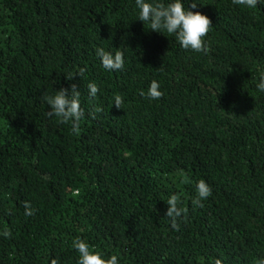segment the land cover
I'll use <instances>...</instances> for the list:
<instances>
[{
  "label": "trees",
  "instance_id": "16d2710c",
  "mask_svg": "<svg viewBox=\"0 0 264 264\" xmlns=\"http://www.w3.org/2000/svg\"><path fill=\"white\" fill-rule=\"evenodd\" d=\"M196 3L207 54L144 27L135 0H0V264H77V237L120 264L264 258V0ZM97 47L123 51L124 68L105 70ZM152 80L158 100L141 95ZM72 84L78 135L44 100Z\"/></svg>",
  "mask_w": 264,
  "mask_h": 264
},
{
  "label": "clouds",
  "instance_id": "9594fccd",
  "mask_svg": "<svg viewBox=\"0 0 264 264\" xmlns=\"http://www.w3.org/2000/svg\"><path fill=\"white\" fill-rule=\"evenodd\" d=\"M234 3L254 8L258 0H233ZM196 0H192L189 5H185L184 0H135L136 21L143 23L151 32L167 34L174 36L177 43L185 50H191L196 53L207 54L210 51L207 36L211 31L212 21L210 18L197 9ZM165 36V35H164ZM166 36V37H167ZM96 56L100 60L102 67L108 71H120L125 66V54L123 51H106L102 47L96 48ZM83 71V70H81ZM161 83L152 80L148 86L147 92H142L150 100H158L163 92L160 90ZM89 98H96L100 88L95 82L87 84ZM256 89L264 93V75L260 77ZM45 103L50 106L49 117L55 116L62 124H70L74 134H79V124L84 117V111L81 107V92L77 85L72 84L70 88H61L55 90L54 94L44 97ZM123 98L117 94L113 97V105L121 108ZM100 106L94 108L95 113L102 112ZM195 198L192 200L193 206L203 207V201L212 195L211 186L203 179L195 183ZM180 194L173 193L167 199L166 217L171 221L173 229H179L178 220L183 215L185 209L180 205ZM5 237L10 233L5 231ZM73 247L79 253L77 264H120L118 255H107L103 251H93L92 247L85 240L77 237L73 240ZM52 264H57L56 260ZM215 264H222L218 258ZM258 264H264V258L260 259Z\"/></svg>",
  "mask_w": 264,
  "mask_h": 264
}]
</instances>
